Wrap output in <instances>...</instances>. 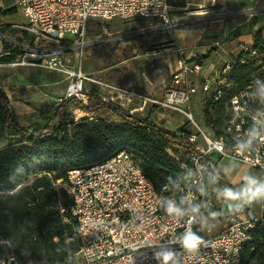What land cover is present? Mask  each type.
I'll use <instances>...</instances> for the list:
<instances>
[{
  "label": "built area",
  "instance_id": "2783aa9c",
  "mask_svg": "<svg viewBox=\"0 0 264 264\" xmlns=\"http://www.w3.org/2000/svg\"><path fill=\"white\" fill-rule=\"evenodd\" d=\"M24 21H10L19 36L2 32L0 21V65H40L67 74L64 92L52 99V105L68 97L86 103L85 83L99 82L80 67L70 69L63 55L79 51L88 44L86 27L91 19L145 18L173 29L168 0H14ZM253 54V52H251ZM250 54V55H251ZM11 56L10 60L2 57ZM232 61L213 75H205L203 59L182 56L159 99L138 95L161 108L181 111L197 129L182 132L192 146L183 156L168 152L184 172V182L166 183L160 188L144 175L131 153L121 149L116 154L86 167L66 171L72 197L71 215L76 222L78 264H162L157 254L172 252L173 264H243L241 251L250 240V229L264 216L253 206L231 212L221 229L202 238L200 246L186 251L181 239L196 227L213 206L215 187L213 167L221 158L239 160L264 171V64L249 79V85L234 91L227 105L225 133L205 132L194 120L189 104L197 91L214 98L224 89L236 86L227 81ZM199 77L200 81L194 80ZM128 96L134 93L126 91ZM254 134V135H253ZM251 143L244 149L238 146ZM60 179H56L58 183ZM264 209V198L259 197ZM174 205L180 211L169 214ZM255 205V204H254ZM4 242V240H0ZM0 264H17L12 253L0 257Z\"/></svg>",
  "mask_w": 264,
  "mask_h": 264
},
{
  "label": "trees",
  "instance_id": "16d2710c",
  "mask_svg": "<svg viewBox=\"0 0 264 264\" xmlns=\"http://www.w3.org/2000/svg\"><path fill=\"white\" fill-rule=\"evenodd\" d=\"M13 11L14 7L0 8V17ZM5 30L18 32L8 22L2 32ZM107 44L97 45L103 48ZM212 49L197 57L204 59ZM262 64L264 35L258 30L250 47L232 61L226 78L236 86L224 89L217 98L212 91L202 98L203 122L214 135L225 133L231 94L248 86ZM71 105L86 115L73 121ZM45 113L48 118L41 126L19 124L6 93L0 89V132L15 140L0 148V240H4L0 242V257L12 253L17 264H66L77 253L72 197L67 187L56 184V179L66 182L69 168L86 167L125 148L154 187L185 180L168 148L188 152L192 146L186 133H182L188 130H169L95 92L88 94L86 103L68 97L49 106ZM212 174L218 179L212 211L221 220L225 221L231 212L254 205V198L245 194L236 198L230 210L221 208L223 194L235 191V185L225 180L217 164ZM30 179L32 182L27 183ZM241 259L243 264H264V221H256L250 229V240L242 248Z\"/></svg>",
  "mask_w": 264,
  "mask_h": 264
},
{
  "label": "rangeland",
  "instance_id": "374dc122",
  "mask_svg": "<svg viewBox=\"0 0 264 264\" xmlns=\"http://www.w3.org/2000/svg\"><path fill=\"white\" fill-rule=\"evenodd\" d=\"M14 7L15 11L5 17L1 22L24 21L22 13L17 9L14 0H0V8ZM241 18V16H240ZM171 30L145 18H111L91 19L86 27L85 40L88 44L80 50H70L63 56L68 59L66 64L70 69L78 67L97 80L88 81L85 89L90 92L104 94L108 85L132 88L137 92L159 96L168 86L174 71V59L180 57L179 48L171 41ZM4 34L17 38L19 33L5 30ZM219 42L222 39L217 38ZM100 42H107L105 47H99ZM177 56L175 58V55ZM183 54V53H182ZM184 56V55H182ZM6 70L7 75L3 74ZM194 80L199 77L193 76ZM11 83H3V79ZM68 82L67 74L55 69L40 65H6L0 67V86L15 112L16 120L25 126L37 127L43 125L48 118L45 109L52 105V99L60 96ZM121 88V87H120ZM206 93L197 91L189 104L194 120L207 133L202 117V98ZM137 105V104H135ZM70 118L77 121L86 114L75 105H71ZM133 114L147 118L169 130H188L197 132L194 125L181 111L170 108H161L152 102H147L141 109ZM15 140L5 138L0 132V148L14 143ZM183 156L181 150L174 152ZM225 180L235 185V191L246 193L247 181L245 177H254L264 181V171L250 167L234 158H224L219 162ZM32 179L27 181L31 183ZM57 185L67 187V182L59 181ZM218 179L210 180V187H217ZM225 192L220 207L230 210L233 200ZM253 212L260 215L264 209L260 208L259 197L254 198ZM214 211L210 210L202 217L196 227V234L201 238L217 233L223 226ZM79 256L73 254L66 264H78Z\"/></svg>",
  "mask_w": 264,
  "mask_h": 264
},
{
  "label": "crops",
  "instance_id": "0c3cea01",
  "mask_svg": "<svg viewBox=\"0 0 264 264\" xmlns=\"http://www.w3.org/2000/svg\"><path fill=\"white\" fill-rule=\"evenodd\" d=\"M168 2L175 23L170 37L179 48L180 57L200 56L206 54L210 47L213 48L203 59L206 76L213 75V72L224 62L233 61L239 52L250 47L256 31L260 30L264 35V0H168ZM217 38L222 39V42ZM176 56L177 53L175 58ZM179 58L174 59L175 68ZM3 66L6 65H0ZM2 73L7 75L6 70ZM3 83L11 82L5 78ZM105 85L108 90L104 94L95 93L104 100H111L125 107L130 113L145 106L138 95L150 99H159L163 96V93L159 96H151L128 87ZM127 90H131L134 94L128 96ZM224 158L218 161V167L219 162ZM219 169L221 170L220 167ZM233 194L238 197L246 193L233 191ZM232 200L234 203L236 199ZM258 216H264V213Z\"/></svg>",
  "mask_w": 264,
  "mask_h": 264
},
{
  "label": "clouds",
  "instance_id": "9594fccd",
  "mask_svg": "<svg viewBox=\"0 0 264 264\" xmlns=\"http://www.w3.org/2000/svg\"><path fill=\"white\" fill-rule=\"evenodd\" d=\"M250 143L251 141H248L247 143L240 144L238 147L240 149H244ZM245 179L247 181L246 194L249 196V198H257V197L264 198V181H258L256 178L251 177V176L245 177ZM226 195L230 199L237 198L236 194H233L231 192L226 193ZM166 211L169 214H178L180 210L176 208L174 205L170 204L166 208ZM180 243H181V246L186 251H193V250H196L200 246V244L202 243V238L189 229L183 234ZM156 258L161 260L162 264H173L174 254L172 252H165L162 254H157Z\"/></svg>",
  "mask_w": 264,
  "mask_h": 264
}]
</instances>
